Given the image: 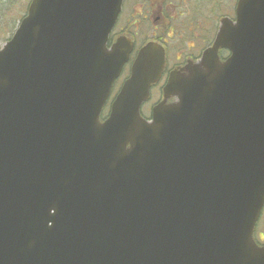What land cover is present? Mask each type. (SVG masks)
<instances>
[{
	"label": "water",
	"instance_id": "1",
	"mask_svg": "<svg viewBox=\"0 0 264 264\" xmlns=\"http://www.w3.org/2000/svg\"><path fill=\"white\" fill-rule=\"evenodd\" d=\"M121 2L32 1L19 31L0 51V161L20 133L29 158L45 156L59 115L106 98L130 53L105 47ZM238 9L241 35L230 44L233 55L214 69L199 67L190 85L168 83L164 100L177 96L180 102L157 107L154 124L138 113L163 63L152 43L132 66L111 119L104 126L96 118L85 125L114 148L104 168L117 172L144 149L153 175L113 176L112 185L97 179L91 187L66 189L70 193L58 207L41 191L14 207L0 203V264H264V248L252 239L264 202V0H240ZM231 87L246 94L222 97ZM244 98L241 125L217 108L243 104ZM167 149L171 171L160 165ZM140 158L137 153L133 163ZM124 168L136 174L129 163ZM2 178L17 180L7 172ZM109 188L128 197L132 234L112 224L128 212L109 200ZM9 192L0 186V201ZM142 204H157V210L147 215Z\"/></svg>",
	"mask_w": 264,
	"mask_h": 264
},
{
	"label": "flooded vegetation",
	"instance_id": "2",
	"mask_svg": "<svg viewBox=\"0 0 264 264\" xmlns=\"http://www.w3.org/2000/svg\"><path fill=\"white\" fill-rule=\"evenodd\" d=\"M225 0H127L115 37L156 41L172 56L170 67H185L213 42ZM138 45V44H137Z\"/></svg>",
	"mask_w": 264,
	"mask_h": 264
},
{
	"label": "rangeland",
	"instance_id": "3",
	"mask_svg": "<svg viewBox=\"0 0 264 264\" xmlns=\"http://www.w3.org/2000/svg\"><path fill=\"white\" fill-rule=\"evenodd\" d=\"M231 0H225L222 10L228 11ZM29 0H0V44L2 40L8 37L9 32H12L14 26L22 18V15H18L22 9H26ZM16 15H18L16 17ZM17 18V20H16ZM8 39V38H7ZM5 41V40H4ZM2 45V44H1ZM0 45V46H1ZM264 213V211H263ZM262 221L259 223V232L264 233V216L262 215ZM256 238L263 241L264 235L259 234Z\"/></svg>",
	"mask_w": 264,
	"mask_h": 264
}]
</instances>
